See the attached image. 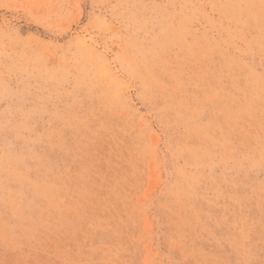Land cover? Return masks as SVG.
I'll use <instances>...</instances> for the list:
<instances>
[{
  "label": "rangeland",
  "instance_id": "obj_1",
  "mask_svg": "<svg viewBox=\"0 0 264 264\" xmlns=\"http://www.w3.org/2000/svg\"><path fill=\"white\" fill-rule=\"evenodd\" d=\"M0 264H264V0H0Z\"/></svg>",
  "mask_w": 264,
  "mask_h": 264
}]
</instances>
